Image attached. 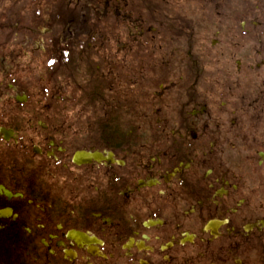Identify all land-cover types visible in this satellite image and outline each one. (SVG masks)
<instances>
[{"label":"flooded vegetation","instance_id":"obj_1","mask_svg":"<svg viewBox=\"0 0 264 264\" xmlns=\"http://www.w3.org/2000/svg\"><path fill=\"white\" fill-rule=\"evenodd\" d=\"M0 264H264V0H0Z\"/></svg>","mask_w":264,"mask_h":264},{"label":"rangeland","instance_id":"obj_2","mask_svg":"<svg viewBox=\"0 0 264 264\" xmlns=\"http://www.w3.org/2000/svg\"><path fill=\"white\" fill-rule=\"evenodd\" d=\"M41 77H42V75H41ZM42 81V80H41ZM42 83H43V81H42Z\"/></svg>","mask_w":264,"mask_h":264}]
</instances>
